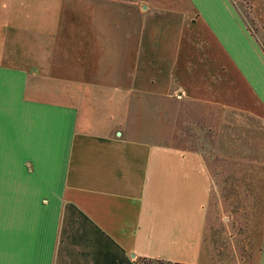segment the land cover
Listing matches in <instances>:
<instances>
[{"label": "crops", "instance_id": "crops-1", "mask_svg": "<svg viewBox=\"0 0 264 264\" xmlns=\"http://www.w3.org/2000/svg\"><path fill=\"white\" fill-rule=\"evenodd\" d=\"M185 1L215 62L192 97L254 116L264 135L262 47L231 0ZM64 5L0 0V262L203 264L212 178L202 153L152 140L134 88L121 85L128 45L112 29L110 67L88 59L84 9L78 31L56 29ZM103 78L110 93L96 88ZM259 242L264 264V220Z\"/></svg>", "mask_w": 264, "mask_h": 264}, {"label": "rangeland", "instance_id": "rangeland-1", "mask_svg": "<svg viewBox=\"0 0 264 264\" xmlns=\"http://www.w3.org/2000/svg\"><path fill=\"white\" fill-rule=\"evenodd\" d=\"M63 1L62 10L56 7L55 13L65 22H56V29L78 31L73 17L84 9L87 21L81 31L92 56L88 59L102 63L104 69L110 67L112 29L119 44L128 45L129 53L120 57L121 85L124 90L134 88L137 108L143 105L145 122L156 132L152 140L202 153L212 178L203 264H255L264 220L263 126L254 116L192 97V85L200 82L205 87L215 62L207 38L194 25L190 4L185 0ZM231 2L264 51V0ZM128 76L133 80L130 84ZM99 81L103 84L96 88L110 93V81ZM135 119L132 114L110 124L113 129L126 127Z\"/></svg>", "mask_w": 264, "mask_h": 264}, {"label": "trees", "instance_id": "trees-1", "mask_svg": "<svg viewBox=\"0 0 264 264\" xmlns=\"http://www.w3.org/2000/svg\"><path fill=\"white\" fill-rule=\"evenodd\" d=\"M140 264H189L180 261L164 260L160 258H141Z\"/></svg>", "mask_w": 264, "mask_h": 264}, {"label": "snow or ice", "instance_id": "snow-or-ice-1", "mask_svg": "<svg viewBox=\"0 0 264 264\" xmlns=\"http://www.w3.org/2000/svg\"><path fill=\"white\" fill-rule=\"evenodd\" d=\"M0 264H2V262H0Z\"/></svg>", "mask_w": 264, "mask_h": 264}]
</instances>
